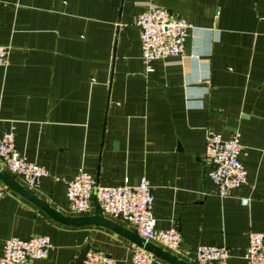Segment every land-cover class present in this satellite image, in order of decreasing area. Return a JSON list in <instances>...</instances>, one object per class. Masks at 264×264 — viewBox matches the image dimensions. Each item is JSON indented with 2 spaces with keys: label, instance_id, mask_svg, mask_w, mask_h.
<instances>
[{
  "label": "crops",
  "instance_id": "obj_1",
  "mask_svg": "<svg viewBox=\"0 0 264 264\" xmlns=\"http://www.w3.org/2000/svg\"><path fill=\"white\" fill-rule=\"evenodd\" d=\"M150 7L191 29L181 57L147 71L136 19ZM0 46V136L13 133L18 153L46 171L30 192L72 217L66 183L79 170L99 187L144 177L156 229H179L170 253L194 264L198 246L226 247L227 264H248V234H264V0H0ZM207 133L242 146L246 183L226 198L207 177ZM37 236L51 249L33 264H72L86 245L132 264L138 247L102 227L61 225L6 190L0 256L7 240Z\"/></svg>",
  "mask_w": 264,
  "mask_h": 264
},
{
  "label": "built area",
  "instance_id": "obj_2",
  "mask_svg": "<svg viewBox=\"0 0 264 264\" xmlns=\"http://www.w3.org/2000/svg\"><path fill=\"white\" fill-rule=\"evenodd\" d=\"M141 44V59L147 71L151 63L169 57H181L191 25L183 18L168 10L150 7L136 19ZM9 51L0 46V66L8 65ZM242 146L237 135L224 140L220 135L207 133L205 138L204 159L208 164L207 177L214 183L216 194L226 198L231 191L246 183L247 172L239 162ZM0 168L19 180L27 189L38 187L46 175L45 169L22 157L15 145L11 132L0 136ZM7 188L0 182V197ZM66 197L69 212L74 216L88 215L92 211V202L103 217L124 222L139 237L147 242L161 246L169 252H177L181 244V235L177 227L159 230L153 217L152 186L146 178L137 185L127 184L99 187L95 178L79 170L76 176L66 183ZM243 206L249 199L241 198ZM51 249L46 236L31 237L27 240L11 238L6 241L0 264H33L45 259ZM194 264H227L229 251L226 247L198 246L193 251ZM248 264H264V234L250 232L245 253ZM158 259L147 251L134 247L132 264H152ZM113 260L97 250H89L82 264H113Z\"/></svg>",
  "mask_w": 264,
  "mask_h": 264
},
{
  "label": "water",
  "instance_id": "obj_3",
  "mask_svg": "<svg viewBox=\"0 0 264 264\" xmlns=\"http://www.w3.org/2000/svg\"><path fill=\"white\" fill-rule=\"evenodd\" d=\"M0 182L7 188V190L13 191L16 194L23 197L25 200L33 204L35 207L43 211L49 218L53 221L69 227H85V226H98L105 228L109 231H112L119 236L123 237L124 239L128 240L129 242L133 243L134 245L142 248L143 250L147 251L148 253L156 256L160 260L168 264H190L187 263L174 254L162 249L161 247L147 242L133 231L127 229L123 225L103 217L99 214L97 204L94 208L92 215H84V216H64L56 209L52 208L49 204L45 201L37 197L35 194L30 192L26 187L22 184L15 181V179L10 176L6 171L0 168ZM89 250H97L92 248L90 245H86L82 248L79 256L72 264H82V261ZM98 251V250H97Z\"/></svg>",
  "mask_w": 264,
  "mask_h": 264
}]
</instances>
